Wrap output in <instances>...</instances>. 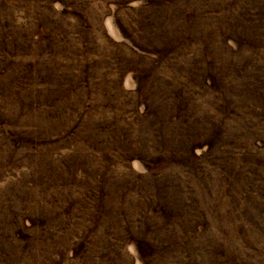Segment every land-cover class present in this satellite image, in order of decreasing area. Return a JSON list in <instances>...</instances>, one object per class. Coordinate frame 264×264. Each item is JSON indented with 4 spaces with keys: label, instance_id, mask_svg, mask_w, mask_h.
Wrapping results in <instances>:
<instances>
[{
    "label": "rangeland",
    "instance_id": "rangeland-1",
    "mask_svg": "<svg viewBox=\"0 0 264 264\" xmlns=\"http://www.w3.org/2000/svg\"><path fill=\"white\" fill-rule=\"evenodd\" d=\"M0 264H264V0H0Z\"/></svg>",
    "mask_w": 264,
    "mask_h": 264
}]
</instances>
